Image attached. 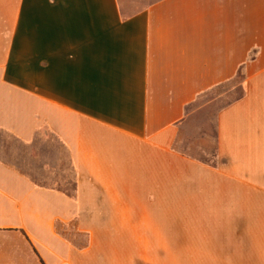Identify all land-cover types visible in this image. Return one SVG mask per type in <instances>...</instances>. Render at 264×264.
<instances>
[{"label":"crops","instance_id":"obj_1","mask_svg":"<svg viewBox=\"0 0 264 264\" xmlns=\"http://www.w3.org/2000/svg\"><path fill=\"white\" fill-rule=\"evenodd\" d=\"M0 134L73 174L0 156V264H264V0H0Z\"/></svg>","mask_w":264,"mask_h":264},{"label":"rangeland","instance_id":"obj_2","mask_svg":"<svg viewBox=\"0 0 264 264\" xmlns=\"http://www.w3.org/2000/svg\"><path fill=\"white\" fill-rule=\"evenodd\" d=\"M226 84L223 87L215 89L201 96L187 110L189 117L186 122L187 143L193 154L200 153L199 150L211 149L213 145V120L216 111L225 105L228 101L238 97L241 94V86ZM39 155V157L37 156ZM0 156L7 160H14L23 167L32 179L37 182L49 180V175L40 171L39 167H50L57 171V183L59 186L72 188V171L67 157L62 149L41 148L38 151L26 150L16 145L6 135L0 134ZM202 161L206 157L200 156ZM39 160V161H38ZM36 169H32L35 166Z\"/></svg>","mask_w":264,"mask_h":264}]
</instances>
